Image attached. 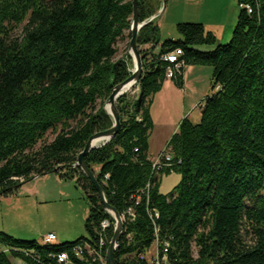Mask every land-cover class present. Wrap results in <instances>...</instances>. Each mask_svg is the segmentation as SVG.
<instances>
[{
	"label": "trees",
	"instance_id": "trees-1",
	"mask_svg": "<svg viewBox=\"0 0 264 264\" xmlns=\"http://www.w3.org/2000/svg\"><path fill=\"white\" fill-rule=\"evenodd\" d=\"M157 4L139 0V21ZM237 4L226 43L201 23L182 22L181 38L155 52L158 27L150 21L139 32L143 74L116 102L120 130L84 157L123 218L115 264H155L146 255L155 245L162 254L164 244L168 264H264V0ZM131 17L132 0H0V196L54 173L73 181L88 206L85 235L74 241L44 245L0 231V264H58L65 251L74 264H107L114 220L72 165L89 137L112 127L104 104L131 74V56L116 58L118 43L130 41ZM175 48L184 66L212 68L213 92L198 123L180 121L165 146L171 165L154 174L150 107L167 79L160 56ZM184 66L171 79L178 88ZM170 173L180 181L175 194H163L159 178ZM104 220L103 261L86 251L74 257L76 245L98 249Z\"/></svg>",
	"mask_w": 264,
	"mask_h": 264
},
{
	"label": "rangeland",
	"instance_id": "rangeland-1",
	"mask_svg": "<svg viewBox=\"0 0 264 264\" xmlns=\"http://www.w3.org/2000/svg\"><path fill=\"white\" fill-rule=\"evenodd\" d=\"M232 5L234 9L236 10V14L238 13V4L237 0H231ZM233 10V9H232ZM235 14V11H234ZM235 14V16H236ZM235 25V23H234ZM234 28V27H233ZM232 28V29H233ZM167 33H164L162 36L161 34L158 37V40L165 41L166 39H174L177 40L180 39L181 36L177 32L175 27L169 28L166 27ZM172 31V32H171ZM171 32V33H170ZM232 32V30H231ZM19 33V32H18ZM230 36L227 39H222L221 43H226L230 40ZM128 39H126L123 42H119L117 45L118 53L116 55V58H122L126 55H130L128 53ZM161 43H157V46L155 47V52H157L159 46ZM149 45L143 46V48L148 47ZM131 69L133 68V61L131 58L130 62ZM201 67L204 69V71L195 72L191 74L189 83L186 86L185 94H187V99L185 100V107L184 104H182V95L178 94L176 99V103L167 106V109H165L160 105V100L156 99L153 106H152V114L153 119L155 121V128L152 131L151 139L154 143V148L156 144L162 140L165 135L167 134L168 130L171 129L172 126L178 127V124L180 121L187 117L192 123L196 124L200 120V104L203 102L204 98L208 95H210L213 91L211 90V84L210 79L212 75V68L210 66H196ZM208 71V72H206ZM131 93V90L128 91ZM135 92V91H134ZM192 107L190 108V105ZM189 106V107H188ZM184 112V114L182 113ZM183 114V116H182ZM182 116V117H181ZM166 123L168 126H163V124ZM171 125V126H169ZM175 127V128H176ZM54 136L49 135L48 138L51 140ZM97 169V168H96ZM159 189L160 192L163 194H170L174 192V187L178 184L180 181V175L177 173H170V174H163L159 178ZM55 184L53 178H49L45 184ZM68 184H60V186H57L56 191L53 192H46V200L47 202L42 203L38 208H29L22 211L21 207L18 206V203H20L22 200L17 199L13 205L10 207V211L8 210L7 214V221L5 222L7 226L6 233L18 238V239H25V240H37L39 243H41V238L36 237L35 239L31 238L30 236H24L26 238H22L19 236H23L20 234H28V232L25 229H29V227L33 228L36 231H44L47 230H57L63 237V241H74L81 236L85 235L84 230V222L85 218L88 213V206L87 203L83 197V193L81 189L77 190L78 192L75 194L74 190L76 188L75 183L67 182ZM25 185V184H24ZM67 191L66 194L69 196H62V194H59L57 191ZM20 188L15 193L17 195L20 191ZM29 199V198H28ZM27 200H23L24 202H27ZM39 200H42L41 198ZM23 202V203H24ZM20 207V209H19ZM26 224V227L23 225ZM28 227V228H27ZM60 235V236H61ZM59 238V237H58ZM56 239L54 243H60L59 239ZM155 246L152 247L150 252L146 255V258L150 259L151 256L154 253ZM194 254L196 255V249H194ZM12 264H19L18 260L13 259Z\"/></svg>",
	"mask_w": 264,
	"mask_h": 264
},
{
	"label": "crops",
	"instance_id": "crops-1",
	"mask_svg": "<svg viewBox=\"0 0 264 264\" xmlns=\"http://www.w3.org/2000/svg\"><path fill=\"white\" fill-rule=\"evenodd\" d=\"M158 1V8L157 11L153 17V23L158 27L159 29V35L161 36L167 29L166 27L170 28L175 27L178 23L182 22H192V23H201L204 25V27L213 32L220 41L222 39H227L229 35H231V30L234 27V23H236L237 20V14L236 10L234 9L232 5L231 0H165V4L163 6L162 0H156ZM233 9V10H232ZM161 11V12H160ZM235 11V14H234ZM238 12V11H237ZM177 30V29H176ZM172 32V31H171ZM170 32V33H171ZM174 39L173 37H171ZM167 40V39H166ZM125 41V40H124ZM159 43L162 44V41L160 39L158 40ZM123 42V41H121ZM164 42V41H163ZM161 44L158 48V50L161 47ZM141 47V46H140ZM157 50V52H158ZM131 70V69H130ZM204 71L201 67L191 66V65H185L183 68V87L178 88L174 82L171 79H166L161 90L158 91L154 97H153V103L150 107V115L154 123V127L152 131L155 128V121L153 119L152 114V106L155 102V100H160V105L165 109H167V106L170 107V105L176 103V99H179L182 95V104L186 103L187 94H185L186 86L189 83V79L191 74L195 72ZM208 72V71H206ZM178 94L180 95L179 98H177ZM170 104V105H169ZM193 104L190 105V108ZM189 107V106H188ZM184 114V112H182ZM182 114V116H183ZM181 116V117H182ZM163 126H168V124L164 123ZM171 126V125H169ZM172 126L170 130H168L165 137L160 140L154 148V143L151 139L152 131L149 136V159L152 161L155 159V157L158 155V153L167 145L170 137L173 133L177 131V127ZM49 178H53L55 184H45ZM67 181L61 179L58 175L54 173L45 174L43 176L36 177L35 179H31L30 181L26 182L25 185H23L20 188V192L15 195H9V196H0V231L7 232V226L5 222L7 221V214L8 210L10 211V207L13 205V203L19 199L22 200L20 203H18V206L21 207V210L24 211L27 207L29 208H38L42 203L47 202L46 200V192H53L58 190L57 186L60 184H68ZM57 191L59 194H62V196H69L66 194L67 191ZM78 187L76 186L74 192L75 194L78 192ZM29 198V199H28ZM42 200H39V199ZM27 202H24L23 200H27ZM24 202V203H23ZM19 207V209H20ZM26 227V224L23 225ZM28 228V227H27ZM28 234H20L23 236H19L22 238H26L24 236H30L31 238L35 239L36 237L42 238L44 235L48 233H54L56 236V239L58 238L59 241H63L64 237L57 231V230H47L44 231H36L32 227L29 229H25ZM61 235V236H60ZM18 260V259H16ZM19 264H24L21 260H18Z\"/></svg>",
	"mask_w": 264,
	"mask_h": 264
},
{
	"label": "water",
	"instance_id": "water-1",
	"mask_svg": "<svg viewBox=\"0 0 264 264\" xmlns=\"http://www.w3.org/2000/svg\"><path fill=\"white\" fill-rule=\"evenodd\" d=\"M138 2L139 0H132V17L130 23V33L131 38L128 44L129 51L132 61H133V68L130 70L131 74L127 77L123 82L116 84L104 104V109L106 112L111 116L113 124L112 127L105 130L100 131L93 134L87 140L84 148L82 151L77 155L75 163L72 165L73 168H79L81 172L91 181L95 189L97 190L100 203L105 210L114 220V231L109 241L107 250H106V261L107 264H115L114 261V254L116 249L119 245V239L123 232V219L119 212L111 206L104 194V191L101 185L98 183L94 173L89 169L86 165L84 157L91 152L92 150L99 148L100 146L108 143L120 130V113L117 109L116 102L117 100L127 93L128 91L132 90L139 82L140 78L143 74V67H142V59L144 54L141 53L142 47L139 46L137 42V38L139 35L140 30L150 21H153V17L148 18L144 21H139V10H138ZM163 6L165 4V0H162ZM161 12V11H160ZM109 107V108H108ZM57 167L55 170H58ZM33 177L32 179H35Z\"/></svg>",
	"mask_w": 264,
	"mask_h": 264
},
{
	"label": "built area",
	"instance_id": "built-area-1",
	"mask_svg": "<svg viewBox=\"0 0 264 264\" xmlns=\"http://www.w3.org/2000/svg\"><path fill=\"white\" fill-rule=\"evenodd\" d=\"M248 11H250L249 7L246 6ZM183 50L181 48H175L169 53H164L160 56V60L166 62L165 66V75L167 79L174 78L177 74L181 72L182 67L184 66V62L180 60V56H182ZM219 87L217 86L216 89ZM171 155L164 147L158 155L153 160V172L154 174H158L159 172L164 171L165 168L170 167ZM130 212V210H129ZM131 213V212H130ZM123 219V218H122ZM101 238L98 249H91L88 244L84 243L81 245H76L73 247V256L76 258H81L83 252L86 251L95 258H98L100 261H103V257L101 255L102 246L105 244L104 240V232L109 227V221L104 220L101 222ZM56 240V236L54 233H48L41 238V244H52ZM168 245L164 244L162 254L159 253L158 247L155 245L154 254H153V262L155 264H168L166 259ZM58 264H74L72 260H70L69 253L67 251L59 253L57 256Z\"/></svg>",
	"mask_w": 264,
	"mask_h": 264
},
{
	"label": "bare ground",
	"instance_id": "bare-ground-1",
	"mask_svg": "<svg viewBox=\"0 0 264 264\" xmlns=\"http://www.w3.org/2000/svg\"><path fill=\"white\" fill-rule=\"evenodd\" d=\"M109 108V107H108Z\"/></svg>",
	"mask_w": 264,
	"mask_h": 264
}]
</instances>
